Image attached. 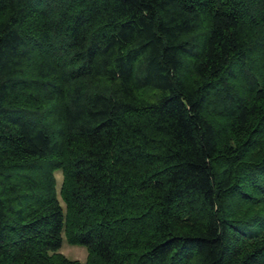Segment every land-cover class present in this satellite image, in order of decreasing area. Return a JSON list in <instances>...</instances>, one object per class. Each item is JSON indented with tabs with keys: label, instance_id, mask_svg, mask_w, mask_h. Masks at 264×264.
<instances>
[{
	"label": "trees",
	"instance_id": "1",
	"mask_svg": "<svg viewBox=\"0 0 264 264\" xmlns=\"http://www.w3.org/2000/svg\"><path fill=\"white\" fill-rule=\"evenodd\" d=\"M0 264H264V0H0Z\"/></svg>",
	"mask_w": 264,
	"mask_h": 264
},
{
	"label": "rangeland",
	"instance_id": "2",
	"mask_svg": "<svg viewBox=\"0 0 264 264\" xmlns=\"http://www.w3.org/2000/svg\"><path fill=\"white\" fill-rule=\"evenodd\" d=\"M56 176L58 178V182H59V186H60L61 182H62V173H60V171H58ZM60 251L63 254H65L67 257H69L71 259H77L81 262H85L87 260V257H88V251H87L86 247L81 246V245H71L66 241V239H64V242H63V245H62Z\"/></svg>",
	"mask_w": 264,
	"mask_h": 264
}]
</instances>
